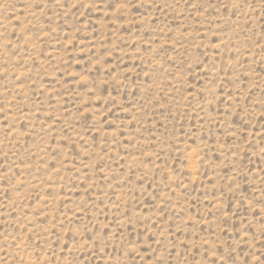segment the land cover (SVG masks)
I'll use <instances>...</instances> for the list:
<instances>
[{
	"label": "rangeland",
	"instance_id": "obj_1",
	"mask_svg": "<svg viewBox=\"0 0 264 264\" xmlns=\"http://www.w3.org/2000/svg\"><path fill=\"white\" fill-rule=\"evenodd\" d=\"M0 264H264V0H0Z\"/></svg>",
	"mask_w": 264,
	"mask_h": 264
}]
</instances>
